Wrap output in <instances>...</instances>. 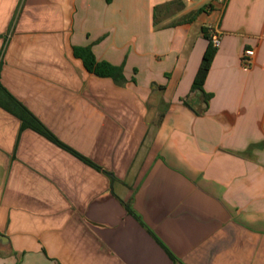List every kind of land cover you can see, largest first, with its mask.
<instances>
[{
	"label": "crops",
	"instance_id": "obj_1",
	"mask_svg": "<svg viewBox=\"0 0 264 264\" xmlns=\"http://www.w3.org/2000/svg\"><path fill=\"white\" fill-rule=\"evenodd\" d=\"M0 235V264H264V0H0Z\"/></svg>",
	"mask_w": 264,
	"mask_h": 264
},
{
	"label": "trees",
	"instance_id": "obj_2",
	"mask_svg": "<svg viewBox=\"0 0 264 264\" xmlns=\"http://www.w3.org/2000/svg\"><path fill=\"white\" fill-rule=\"evenodd\" d=\"M206 39L209 40L208 48L204 54L203 61L201 64V67L199 69V72L195 78V81L193 83L192 91H200L203 93L206 102L208 103L211 96L206 95L204 91V84L207 80L208 74L210 72V69L212 67L214 58L216 56L218 48L214 46L213 36L209 35L208 30L204 29ZM76 56L81 58L86 68L89 72L95 74L96 76L102 77V78H113L117 81L124 80L123 77V70L119 67H115L107 62H98L94 53L90 48H80L76 49ZM6 95L9 97V99L12 100L15 104H17L21 109V115L20 118L23 122V128H31L35 130L36 132L40 133L44 137L48 138L50 141L54 142L55 144L70 150L72 153L77 155L79 158L83 159L84 161L92 164L89 160L69 148L68 146L64 145L49 129H47L32 113H30L26 108H24L21 104H19L12 96H10L6 91ZM128 211L132 215H136L133 209V206L131 204L126 205Z\"/></svg>",
	"mask_w": 264,
	"mask_h": 264
},
{
	"label": "built area",
	"instance_id": "obj_3",
	"mask_svg": "<svg viewBox=\"0 0 264 264\" xmlns=\"http://www.w3.org/2000/svg\"><path fill=\"white\" fill-rule=\"evenodd\" d=\"M217 2L221 5L226 4V0H217ZM213 41H214V46L216 48H219L220 44H221V37L218 33H214ZM254 58H255V51L253 49H246V51L244 52V54L242 56V60H243L244 64H246V66H248V67L252 66V64L254 62Z\"/></svg>",
	"mask_w": 264,
	"mask_h": 264
},
{
	"label": "water",
	"instance_id": "obj_4",
	"mask_svg": "<svg viewBox=\"0 0 264 264\" xmlns=\"http://www.w3.org/2000/svg\"><path fill=\"white\" fill-rule=\"evenodd\" d=\"M11 247L10 241L7 237L0 235V249L3 251L9 250Z\"/></svg>",
	"mask_w": 264,
	"mask_h": 264
}]
</instances>
